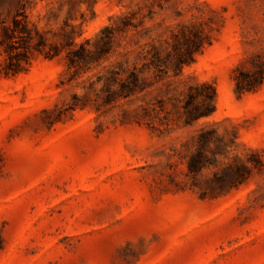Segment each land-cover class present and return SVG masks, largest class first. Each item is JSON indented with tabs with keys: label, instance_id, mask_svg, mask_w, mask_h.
I'll return each instance as SVG.
<instances>
[{
	"label": "rangeland",
	"instance_id": "obj_1",
	"mask_svg": "<svg viewBox=\"0 0 264 264\" xmlns=\"http://www.w3.org/2000/svg\"><path fill=\"white\" fill-rule=\"evenodd\" d=\"M17 16L49 44L92 49L105 26L129 25L105 58L71 68L67 48L19 61L0 45V264H264V82L239 94L234 81L264 60V0H0V38ZM187 26L207 41L177 73L167 41ZM152 49L163 70L145 64ZM120 64L147 89L106 103ZM198 81L217 110L186 123ZM202 132L209 162L194 173Z\"/></svg>",
	"mask_w": 264,
	"mask_h": 264
},
{
	"label": "trees",
	"instance_id": "obj_2",
	"mask_svg": "<svg viewBox=\"0 0 264 264\" xmlns=\"http://www.w3.org/2000/svg\"><path fill=\"white\" fill-rule=\"evenodd\" d=\"M128 25L129 23L126 22L124 27L105 26L97 39V48L92 49L91 39L76 42L73 38H68L62 46L49 44L44 33L36 28H30L25 21L17 16L13 20V25L3 27L0 45L5 48L11 58L18 56L19 61L22 59L27 60L29 46L48 57H56L62 49L67 48V57L71 68L77 67L81 63H89L93 60L105 58L114 48L116 33L124 31ZM206 36L202 31L189 26L173 33V40L171 42L167 41V43L172 48L169 57L172 58L177 73L181 72L185 64H189L195 59V55L205 46ZM145 56L150 58V62L145 64H153L158 69L163 70L162 65L167 60L162 58L159 52L152 49ZM19 71V68L16 67L12 70H6V74H15ZM143 71L137 65L132 68H124L123 64L108 70L104 85L106 91L105 102L112 103L121 99H131L146 91L147 85L143 79ZM235 71L237 72L234 75L235 89L239 94L254 91L264 82V60L260 56L259 60L254 61L247 70H242V67L238 66ZM181 107L186 123H192L202 117L213 115L217 110L215 86L209 81H198L189 85L188 93L183 99ZM210 140L211 138L205 136L204 132L201 133L200 147L197 152L191 155L188 161L190 172L198 173L208 165L209 159L202 151V147ZM257 164L252 162V166L243 164L238 166L236 170L232 169L230 175L232 186L248 179Z\"/></svg>",
	"mask_w": 264,
	"mask_h": 264
}]
</instances>
